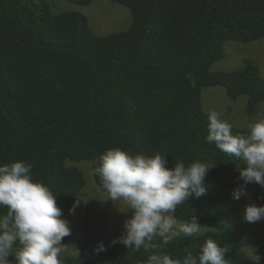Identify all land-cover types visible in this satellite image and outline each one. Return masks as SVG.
<instances>
[{"label":"trees","instance_id":"1","mask_svg":"<svg viewBox=\"0 0 264 264\" xmlns=\"http://www.w3.org/2000/svg\"><path fill=\"white\" fill-rule=\"evenodd\" d=\"M110 1L128 8L130 26L98 35L79 11L54 12L44 0H0V164L30 163L33 178L69 209L84 186L76 163L88 160L93 168L109 148L149 156L159 151L167 154L170 168L177 160L213 162L207 194L190 198L175 213L180 220L195 215L208 229L199 238L178 237L167 245L156 237L152 251L198 256L211 238L230 247V264H250L213 191L232 192L240 185L246 190L250 183L240 176L245 165L206 143L209 113L201 90L221 86L231 101L245 96L246 114H256L264 102L258 63L245 58L229 71L211 65L225 56L227 40H264V0ZM231 131L246 134L248 128L233 125ZM93 178L103 190L99 177ZM251 197L250 203L264 204V188ZM6 211L0 207V215ZM123 230L109 236L104 206L89 200L76 253L64 256L62 264H142L148 253L111 243ZM100 242L106 251H97Z\"/></svg>","mask_w":264,"mask_h":264},{"label":"clouds","instance_id":"2","mask_svg":"<svg viewBox=\"0 0 264 264\" xmlns=\"http://www.w3.org/2000/svg\"><path fill=\"white\" fill-rule=\"evenodd\" d=\"M232 128L220 112L210 111L206 143L245 165L240 169L245 185L264 188V117L249 123L246 134H233ZM167 164V154L159 151L150 156L132 154L118 146L107 149L94 162L89 175L99 177L107 193L103 200L118 202L125 207L123 212L131 210V216L123 221L122 234L111 243L148 253L142 264H230L226 256L230 247L211 238L200 246L198 256L189 251L182 258H173L152 251L156 237L167 245L178 237L199 238L207 230L195 215L180 220L175 213L190 198L207 194L206 176L214 163L195 159L187 165L177 160L171 168ZM31 169L32 165L22 160L0 164V207L7 209L0 215V264H62L61 256L68 251L62 241L71 235L70 223L56 194L43 180L34 179ZM245 194V186L240 185L231 197L239 200ZM89 199L77 196L69 213L74 214L76 207L81 202L86 205ZM244 219L248 223L264 220V204H246ZM97 251H106V246L100 242ZM9 255H14V260L10 261ZM250 259L260 264L261 256L253 250Z\"/></svg>","mask_w":264,"mask_h":264},{"label":"rangeland","instance_id":"3","mask_svg":"<svg viewBox=\"0 0 264 264\" xmlns=\"http://www.w3.org/2000/svg\"><path fill=\"white\" fill-rule=\"evenodd\" d=\"M35 5H39L43 0H29ZM49 3L54 12L60 11H79L88 17L90 27L95 34L104 35L114 31L126 30L130 26V13L127 7L110 0H93L88 5H80L68 0H44ZM225 56L215 61L211 65V70H235L242 65L245 58L253 59L260 66L261 75L264 77V40L255 39L250 42H236L227 40L224 42ZM201 103L205 111L220 112L222 118L235 126L247 128L248 124L264 117V102L260 103L258 111L254 115H248L245 112L246 97L241 96L235 101L228 99L225 89L221 86L204 87L201 90ZM84 177V186L81 195L84 198L95 199L101 202L107 213L108 235L110 236L117 229L123 226V221L131 216V210L125 211V207L118 202L103 200L107 193L100 190L93 176L89 175L91 162L81 160L76 163ZM260 187L258 184L250 183L246 189V194L239 200H233L231 191L213 189L229 213L227 224L232 227V234L240 241L242 247L247 252L250 264V254L255 250L260 256V264H264V224L262 221L248 223L244 219L245 205L250 203L254 191ZM252 194V195H251ZM85 204L81 202L76 207L75 213L70 214L69 209L63 210V216L71 227V235L62 241L66 245L67 252L61 256L74 255L76 253V240L81 227V221L84 214ZM205 226V225H204ZM206 229L208 227L206 226Z\"/></svg>","mask_w":264,"mask_h":264}]
</instances>
